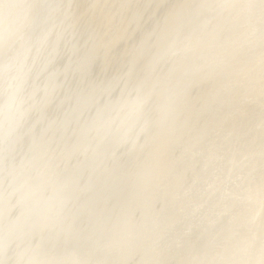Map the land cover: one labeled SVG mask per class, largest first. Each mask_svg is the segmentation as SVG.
I'll return each instance as SVG.
<instances>
[{"label": "clouds", "instance_id": "obj_1", "mask_svg": "<svg viewBox=\"0 0 264 264\" xmlns=\"http://www.w3.org/2000/svg\"><path fill=\"white\" fill-rule=\"evenodd\" d=\"M0 264H264V0H0Z\"/></svg>", "mask_w": 264, "mask_h": 264}]
</instances>
